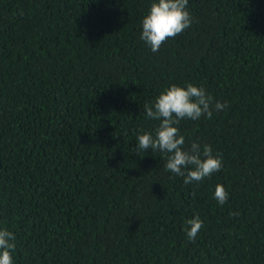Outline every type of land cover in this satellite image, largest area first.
Returning a JSON list of instances; mask_svg holds the SVG:
<instances>
[{"label":"trees","instance_id":"trees-1","mask_svg":"<svg viewBox=\"0 0 264 264\" xmlns=\"http://www.w3.org/2000/svg\"><path fill=\"white\" fill-rule=\"evenodd\" d=\"M152 2L0 0V228L14 264H264V0H188L191 25L156 52L140 38ZM173 83L229 105L178 125L186 149L222 156L200 182L137 149L159 123L144 105Z\"/></svg>","mask_w":264,"mask_h":264},{"label":"clouds","instance_id":"clouds-1","mask_svg":"<svg viewBox=\"0 0 264 264\" xmlns=\"http://www.w3.org/2000/svg\"><path fill=\"white\" fill-rule=\"evenodd\" d=\"M188 0H153L142 19L141 40L150 46L153 52L160 49L168 39L175 38L192 23L188 10ZM228 103L214 100L203 86L187 83L186 86L173 83L164 88L153 103H146V117L159 121L153 135L152 131H142L137 136V149L151 150L167 154L165 168L181 176L185 184L200 182L222 169V156L214 154L210 145L193 141L185 148V137L178 125L182 120H198L202 116L211 118L213 111L228 108ZM214 198L223 205L229 193L222 184H217ZM238 216V212L230 213ZM185 229L188 239L195 241L203 221L198 215L187 220ZM16 236L6 228H0V264H14L13 253L16 250Z\"/></svg>","mask_w":264,"mask_h":264}]
</instances>
